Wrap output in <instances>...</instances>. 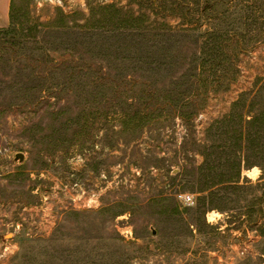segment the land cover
Returning <instances> with one entry per match:
<instances>
[{
  "label": "rangeland",
  "instance_id": "1",
  "mask_svg": "<svg viewBox=\"0 0 264 264\" xmlns=\"http://www.w3.org/2000/svg\"><path fill=\"white\" fill-rule=\"evenodd\" d=\"M242 1L213 68L144 0H13L37 59L0 58V264H264V0ZM110 3L149 31L69 28Z\"/></svg>",
  "mask_w": 264,
  "mask_h": 264
},
{
  "label": "trees",
  "instance_id": "2",
  "mask_svg": "<svg viewBox=\"0 0 264 264\" xmlns=\"http://www.w3.org/2000/svg\"><path fill=\"white\" fill-rule=\"evenodd\" d=\"M144 1L149 3L150 8L152 6L167 8L164 0ZM170 4L171 7L167 8L169 13L174 15L176 13L180 18L181 27L177 32L181 31L185 36L193 37V40L198 43L197 50L193 53V58L199 60L201 65L205 66L208 63V66H213L214 68L216 65L223 63L225 58L229 59L238 51L245 49V46H232L235 43L238 44L240 35L231 26L232 23L221 27L220 18L223 17L225 22L229 18L233 20L237 15L236 13L240 10L249 11L254 6L253 1L250 3L242 0L239 2L234 0H172ZM12 6L13 0H11L10 4V27L0 29V58H6L7 61H15L18 56L24 55L34 58L36 61L37 56H34L36 54L22 51L26 43H36V33L32 32L34 28L29 29L27 34L23 33V28L17 29L14 24V16L11 14ZM221 6L223 9H220ZM247 19L248 17H245L243 21H248ZM205 21L207 23L206 26L203 24ZM150 22H152L150 14L146 12L123 10L121 7L110 3L93 6L82 25L73 24L69 28L71 30H98L119 34L130 32L135 34V36H144L149 31ZM163 25L165 28H163L162 34H155L153 37L172 39L174 29L167 24L163 23ZM202 27L205 28L202 29ZM39 55L44 54L41 52ZM165 57L170 59L172 54L166 51ZM195 95L196 93L194 92L191 97H195ZM156 101L165 106L172 103L171 99L166 96L158 97ZM131 119V117L126 118V120Z\"/></svg>",
  "mask_w": 264,
  "mask_h": 264
},
{
  "label": "crops",
  "instance_id": "3",
  "mask_svg": "<svg viewBox=\"0 0 264 264\" xmlns=\"http://www.w3.org/2000/svg\"><path fill=\"white\" fill-rule=\"evenodd\" d=\"M10 0H0V26L6 23Z\"/></svg>",
  "mask_w": 264,
  "mask_h": 264
},
{
  "label": "built area",
  "instance_id": "4",
  "mask_svg": "<svg viewBox=\"0 0 264 264\" xmlns=\"http://www.w3.org/2000/svg\"><path fill=\"white\" fill-rule=\"evenodd\" d=\"M180 197L183 199L184 203L186 204H189L191 202V197L188 195H181Z\"/></svg>",
  "mask_w": 264,
  "mask_h": 264
},
{
  "label": "water",
  "instance_id": "5",
  "mask_svg": "<svg viewBox=\"0 0 264 264\" xmlns=\"http://www.w3.org/2000/svg\"><path fill=\"white\" fill-rule=\"evenodd\" d=\"M22 154L21 153H18L15 155V158L18 159V160H22Z\"/></svg>",
  "mask_w": 264,
  "mask_h": 264
}]
</instances>
